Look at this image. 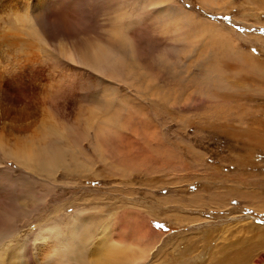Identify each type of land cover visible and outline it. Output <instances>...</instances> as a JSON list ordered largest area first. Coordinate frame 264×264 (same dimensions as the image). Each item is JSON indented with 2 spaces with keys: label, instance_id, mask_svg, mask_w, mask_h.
Masks as SVG:
<instances>
[{
  "label": "rangeland",
  "instance_id": "rangeland-1",
  "mask_svg": "<svg viewBox=\"0 0 264 264\" xmlns=\"http://www.w3.org/2000/svg\"><path fill=\"white\" fill-rule=\"evenodd\" d=\"M45 1L0 0V264H264V0Z\"/></svg>",
  "mask_w": 264,
  "mask_h": 264
},
{
  "label": "bare ground",
  "instance_id": "bare-ground-1",
  "mask_svg": "<svg viewBox=\"0 0 264 264\" xmlns=\"http://www.w3.org/2000/svg\"><path fill=\"white\" fill-rule=\"evenodd\" d=\"M22 2L20 3V6H21V8H33V10L35 11V10H37V6H38V8L39 7H41L42 6V8H43V6H44V4H45V0H34V1H32V2H30L31 0H21ZM7 2V1H6ZM11 3V2H10ZM47 4V3H46ZM10 6V5H9ZM7 9H9L10 10V8L8 7ZM17 10V9H16ZM14 10V11H11V12H9L8 14H10V16H9V20L11 21V23H13V25L15 26V31L18 33V35H19V33H20V30H19V26H26V25H28V24H31L30 22H32L33 21V19H30V17H29V13L28 12H23V13H21V12H19V10ZM29 17V18H28ZM30 19V20H29ZM9 21V22H10ZM36 29V28H35ZM34 29V30H35ZM33 30V29H32ZM37 30H39V29H37ZM37 30H35V31H37ZM31 33H33V32H31ZM30 33V34H31ZM22 34V33H21ZM29 35V34H28ZM12 37H10V36H8L7 37V40L5 41L6 43H8V44H6L7 46H17V45H20L21 47H22V49H26V51H27V49L29 48V44L30 43H28V41H24V40H21L20 38H18V36H14L13 34L11 35ZM22 36H23V34H22ZM25 36V35H24ZM31 37H33V34L31 35ZM22 38V37H21ZM34 38V37H33ZM30 40H33L32 38H30ZM3 41V40H2ZM30 42V41H29ZM3 44H5L4 42H3ZM30 48H31V46H30ZM25 51V50H24ZM25 51V52H26ZM30 51V50H29ZM101 56H102V54H101ZM93 59H95L96 60V54L93 56ZM97 61V60H96ZM97 63H98V61H97ZM103 64V63H102ZM31 65H32V63H31ZM34 65V64H33ZM38 66H39V64H38ZM15 67V66H14ZM25 67V66H24ZM23 67V68H24ZM28 67H30V64H29V66ZM43 67V66H42ZM17 68H22V67H18L17 66ZM14 69V68H10L11 69V71H10V73H8L7 75H9V76H7V75H4V74H2V72L0 73V92H2L3 94H4V91L6 90V88H9V86L12 84V82L15 80V76L16 75H18V74H20L19 73V70L18 69ZM31 68H33L32 66H31ZM37 68V67H36ZM6 69V68H5ZM30 69V68H29ZM4 70V69H3ZM7 70V69H6ZM5 70V71H6ZM28 70V69H27ZM36 70V69H35ZM35 70H34V72H35ZM2 71V70H1ZM22 71V70H21ZM26 71V70H25ZM25 71H24V73H25ZM33 71V70H32ZM38 71V70H37ZM36 71V72H37ZM44 71V70H43ZM35 72V73H36ZM42 72V71H41ZM6 73V72H5ZM38 73V72H37ZM16 74V75H15ZM22 74V73H21ZM31 74V73H30ZM34 76V75H33ZM37 77V76H36ZM20 79V78H19ZM23 79V78H22ZM24 86V85H23ZM12 87V86H11ZM10 87V88H11ZM18 89V88H17ZM25 89V88H24ZM27 89V88H26ZM8 90H10V89H8ZM21 90V89H20ZM28 90H30V89H28ZM31 91V90H30ZM10 93V92H9ZM25 93V95H26V93H28V92H24ZM20 95V94H19ZM18 95V96H19ZM22 95L23 94H21L20 96L22 97ZM30 94L28 93V96H29ZM17 96V95H16ZM27 96V95H26ZM25 96V97H26ZM3 97V96H2ZM24 97V96H23ZM24 97V98H25ZM11 98H14V97H11ZM29 98V97H28ZM11 101V100H10ZM17 101H18V98H17ZM26 101V100H25ZM24 100H23V102H25ZM19 103H20V101H19ZM10 104V103H9ZM10 105H12V104H10ZM118 125V124H117ZM42 128H44L43 129V134L45 135V137H46V133H48L47 131H48V129H46L45 127H42ZM41 128V129H42ZM1 129V131H0V134L2 133V132H4V129L2 130V128H0ZM95 134H96V132H95ZM95 134H94V136H95ZM97 136V135H96ZM44 137V138H45ZM1 138V137H0ZM42 140V139H41ZM102 140H103V138H102ZM102 140H101V143H102ZM98 141H100V140H98ZM36 142H37V140H36ZM39 142V141H38ZM23 143V142H22ZM39 143H42V142H39ZM100 143V144H101ZM21 143H18L17 145H19V146H17V147H14L13 149H11V150H9L8 151V154H9V157H12V158H14L16 161H22V160H25L26 162H30V161H34V159H36V156H44V154H45V152L43 153V155H41V153L39 152V151H41L42 152V150H39V149H36V148H33L32 146H30L29 144H27V142H26V144L24 143V145H20ZM106 146V145H105ZM96 147V146H95ZM110 147V146H109ZM103 148V147H102ZM111 148V147H110ZM72 154V153H71ZM61 155V154H60ZM69 155V154H68ZM74 155H75V153H74ZM56 156V155H55ZM61 156H63V155H61ZM55 158V157H54ZM63 159H64V157H63ZM30 160V161H29ZM51 160V159H50ZM57 161V160H56ZM59 161V160H58ZM43 163H44V161H42ZM41 162V164H43ZM46 162V161H45ZM51 162H52V160H51ZM55 162V161H54ZM62 162V161H61ZM32 163V162H31ZM45 164H47V163H45ZM59 164H61V163H59ZM49 165V164H48ZM47 165V167L49 168V166H51V164L48 166ZM57 165V164H56ZM55 165V166H56ZM45 167H46V165H44ZM54 166V167H55ZM57 167V166H56ZM60 167V166H59ZM44 168V167H43ZM70 168V167H69ZM54 169V168H53ZM78 173H80V172H78ZM81 174V173H80ZM77 230V229H76ZM138 231V230H137ZM144 231V230H143ZM136 234V233H135ZM151 234H152V232H150V231H147L146 233H145V236L144 237H142V244L143 245H147V246H149V244H150V241H151V239H150V236H151ZM81 236V235H80ZM137 236V235H136ZM139 240V239H138ZM76 241V240H75ZM137 242H139V241H137ZM76 246V249H79L78 247H77V245H75ZM126 246V245H125ZM128 246V245H127ZM130 249H132V247L130 246ZM144 251H146V250H144ZM129 252H131V251H129ZM133 252V251H132ZM85 253V252H84ZM85 255V254H84ZM143 255H144V253H143ZM141 256V255H140ZM132 257V256H131ZM133 257H134V254H133ZM144 257V256H143ZM143 257H141V258H143ZM83 258V257H82ZM83 260V259H82ZM129 260V254L122 248V247H120V246H113V245H109V246H107L104 250H102V254H101V257H100V261H99V259L97 260L98 262H100V263H98V264H124L125 262H127L128 264L130 263V261H128Z\"/></svg>",
  "mask_w": 264,
  "mask_h": 264
},
{
  "label": "snow or ice",
  "instance_id": "snow-or-ice-1",
  "mask_svg": "<svg viewBox=\"0 0 264 264\" xmlns=\"http://www.w3.org/2000/svg\"><path fill=\"white\" fill-rule=\"evenodd\" d=\"M54 225H58L57 227L53 228V232L56 236L63 237L66 235L65 233V226L61 222H53Z\"/></svg>",
  "mask_w": 264,
  "mask_h": 264
}]
</instances>
